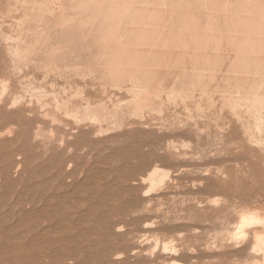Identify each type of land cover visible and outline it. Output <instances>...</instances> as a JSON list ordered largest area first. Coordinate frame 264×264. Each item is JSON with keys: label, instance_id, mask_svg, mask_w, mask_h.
<instances>
[{"label": "rangeland", "instance_id": "obj_1", "mask_svg": "<svg viewBox=\"0 0 264 264\" xmlns=\"http://www.w3.org/2000/svg\"><path fill=\"white\" fill-rule=\"evenodd\" d=\"M26 1L28 2V5L27 3H25V0H23L24 3L22 2V0H19V2L17 0H0V83L3 80L5 81L4 84L1 83L0 85V219H2L3 216L7 214V212H10L11 208L9 204L11 201H13L12 199L14 198V192L25 186V184H14L13 181L6 180L10 175L13 176L12 173L14 172V169H11L8 166L16 162L17 155L19 154H22L23 161H25L26 158H29V160L31 159L30 164L32 166H34L35 164L37 165L40 161L38 159L44 157L42 155L40 144L41 142L46 140L44 138L50 136L49 130L51 128L54 129L55 133L52 139L53 141H56L59 140V138L63 135V127L65 125H75L76 121L74 119L76 118L74 117V113L72 114L74 119L71 118V113L73 112L71 109L70 114H68L69 116L55 111L54 109L53 113H55L57 116H60L63 124L53 125L50 122L49 118L47 119L43 116V112L42 110H40V102H43L44 100H48L49 102H51V96L49 97L48 94L51 95V92L55 91L56 93L61 94L62 92H64L61 88L63 87V89H65L67 87L66 83L69 81H76L80 84V86L74 87L72 89L68 88V95H66L65 93H62L63 95L61 94V96L64 98H70L71 96L75 95L74 93H76V96L74 98H80V92H83L84 86L88 85L90 89L100 92L102 91L101 86L103 84H107L108 92L117 94V88H113L116 85L115 83H117V80L115 78L122 75L121 73L116 74L117 76L113 75V72L115 73V71H117L115 70L117 69L116 64H113L115 69L114 71H112V75H110V70L108 71V69L110 68H107L108 64H104L107 68L106 69L104 68L103 64V66H101V64L98 66L89 64H80L73 66L68 63L63 64L54 61L58 57H60L63 52L67 51V48L65 46V42L67 41L60 37V33L65 24L62 27L58 26L71 21V24L73 26L75 25V27L70 25V23H68V26H71L73 29H78L79 31L80 29L78 27L85 24L82 25V23H80L81 25H79V21L83 19L81 18L83 15H78L77 19L79 21L76 19L79 25L78 26L75 23L76 21L74 20L77 17L76 15L81 11L80 9H84L86 8V6L88 7L91 4H93L91 5V8H93L92 10H94L95 12V0H47V2L45 0H41V2L45 3L46 5L44 8H41L44 4L42 5V3L39 2L40 0H36L37 3H40L37 6L33 5L36 2L35 0ZM97 1L98 0H96V2ZM112 1L113 2H111V4H115L114 0ZM117 1V4H121V2H123V0H121V2L119 0ZM124 1L127 3V6L124 4L125 2L122 3L120 10H124L123 12L118 11L120 12L119 17L116 16L117 21L115 20L116 22H114L116 24L114 26L117 28L114 27L112 29L113 26L111 25V22H113V20H111V22H109L108 20L107 22H109L110 24H106L111 26V28H109L112 29L113 32L115 31V29L118 30L111 34L112 30L109 33V28L106 26V28H108L106 29L108 31L106 33H109V36L105 35V32V34L103 33L105 35L104 37L101 34L102 41H104L103 38L106 40V37H110V39L115 38L116 41L115 39L112 41L116 42L114 43V46L117 47H112L113 42H110L109 44L110 39H107V43L112 47L111 49V47H108L107 43H105L106 41L102 42L100 40L99 36L93 40V44L98 45L99 43V45L101 46H106L104 49L106 50L105 53H110L114 49L118 48V45L116 44L128 45L129 43V46H120L121 49L124 48V50L128 52H123V63H121V66L118 67V70L120 69L119 72L128 73L126 76L135 74L137 66L141 64L142 60L144 63V59L147 62L141 64V68L139 67L141 71L137 70L136 74L140 73L148 77L150 75H154L155 77H152L158 79H163L165 77L176 78L177 76L183 77V75H185L183 77L184 81H182V83H184L185 85L183 84L182 86H179L178 91L176 92L178 94L176 95V93H173L175 94L173 95V97L171 94L164 99L166 101V106L170 109L171 113H174L173 116L168 117L170 123H173V125H178L179 122H185L186 125L190 129H192L190 134H186L183 136H173L168 142L176 146L177 153L180 154L181 157L174 160L171 166H168L162 170V172L165 173L170 172L169 174L171 180L169 179L167 181V184L163 187V189L156 190L155 193L152 192L153 194H151L154 197H158L160 195L166 196L157 203L155 212L157 216L155 228L150 229L151 231L149 233H145L147 234V238L144 241V249L147 251H144L142 254L131 255L129 251L131 242L127 244V247L123 246L122 242L118 240V237H112L110 235L108 236V234L106 233V229L103 226L98 227L97 224L92 222L91 224H87L83 229H92L95 233H97V235L93 234L91 236L92 239L88 242H85L83 240L80 241V245L83 247V249H85L82 251L83 253L77 254L76 260L63 262L62 259H59L60 257L57 254L58 251H52V249H50L38 253V258L41 261V264H111L110 261L114 254L123 255L124 258L122 259V264H173V262H176V260L177 262L174 264H260L263 261L262 256H256V254L251 252V248L255 244L253 236L251 237L250 235V237L245 240V242L243 240H236L234 242V240H232V237L230 236L234 233L235 228L240 223V215L241 213H243V211L259 210L260 214L264 216V0ZM20 2L21 4L25 5H21ZM99 2H101V4ZM99 2L98 3L100 5H106L105 3H107L103 2V0H99ZM108 3L107 4L110 5V2ZM241 3H247L251 5V7L242 9L235 7L236 5ZM123 4L124 6H126L125 8L123 7ZM186 4L187 7L192 8L193 10L191 11L189 8L186 10ZM21 6L22 8H20ZM38 6H41L40 8L43 10H41ZM106 6H103V8ZM37 7L38 9H40V14H42V17L39 14V17L42 18L41 23L39 22L40 18L37 16L39 12L36 15V12L38 10ZM46 8L47 11L45 10ZM51 8H53L54 10L53 13L50 12ZM91 8L88 10H91ZM106 8H108V6ZM28 10L31 13L35 10L34 14L28 12L30 15H32L31 18L27 13ZM91 11L88 14H92L93 12L91 13ZM64 13L65 16L63 17ZM25 14L26 16H24ZM83 14H85L83 16L85 19L87 13ZM55 15H57L58 17H55ZM59 15L63 17L60 18L62 19V23L58 22L60 17ZM34 16H36V18ZM26 17L29 18L26 19ZM53 17L56 18L55 20H57L58 18V20L55 21ZM88 18H90L91 20V16H88ZM28 19H32V22H30ZM51 19L52 21H54L52 22ZM63 20H66L67 22ZM33 21L36 23H34ZM82 21L86 23L85 20H81V22ZM88 21L89 19L87 20V22ZM72 22H74V24ZM90 23L88 22L87 26L85 25V27L89 28V24L92 26V22ZM55 25L58 26L56 27ZM50 27H56L54 28L56 30V33H59V30L57 32V28H60V33H55V35H53L54 37L57 36L60 38L53 37L54 39H51V34H54L55 30ZM45 28L46 32L50 29H53L54 31L50 30L51 34H48L45 32ZM45 33V36H47L48 34V37H51H46L45 39V36H43V34ZM1 34L4 35L2 36ZM38 35H42L40 37V40ZM162 36H165L167 41ZM42 37H44L45 40H43ZM133 37L141 39L148 37V40L143 39V42H139L142 40L140 39L138 41V39L135 40ZM246 37H250L249 41L247 43H240L244 42L243 38ZM130 38H133V41L136 42L130 43L128 41V39ZM152 38L154 39V41L152 40ZM225 38L226 40H224ZM50 39L52 42L55 41L54 44H52L54 46L49 44L52 43ZM55 39L58 40L56 41ZM155 39H158V41ZM41 40L44 41L43 44L41 43ZM60 40L62 41V43ZM137 43H139L138 46L141 43L140 47L138 48L136 47ZM44 44L49 46H44ZM131 44H133L134 46L132 45L133 47H131ZM163 44H165V46ZM197 44L201 45L197 46ZM239 44L254 45L258 47V49H256V54L258 52H261V54H254V47L253 49H245L240 48ZM50 45L51 49L48 53L46 50L47 47L50 48ZM153 45L155 46V48L153 47ZM216 45L218 49L216 48ZM206 46L208 48H206ZM45 47L46 49H43ZM31 49H35L34 51L36 52L33 53V50L30 52ZM37 49L41 52H38ZM118 49L119 51L123 50H121L120 48ZM42 51L44 52L43 54H41ZM116 51L117 50H114L115 54ZM119 51H117V56H115V59L118 56H122V52L121 55H118V53L120 54ZM46 52L48 54H46ZM35 53L38 55H35ZM129 53L131 56L129 55ZM135 53L139 57H134L133 55H135ZM143 53H145L146 55ZM199 53H201V55ZM237 53L238 55H236ZM240 53H244L243 57ZM40 54L41 56H39ZM112 54L111 58H113ZM125 54L129 56L127 57ZM103 57V59L99 60H111L109 56ZM129 57L134 58L129 59ZM216 57L217 59L221 58V60L216 59L219 64L216 60H214V58ZM126 58L130 61L135 59L133 61L134 66H131L132 64H130V66L127 64V67H122L126 65ZM136 58H140V60H138V62H135L137 61ZM205 58L207 60L209 59L210 62L209 60L206 61ZM236 58L238 59V62H236ZM239 58H243V60L245 59L246 62L241 64V62H239ZM96 59L97 57L95 58V60ZM212 59L213 62L211 63ZM117 60L118 62H121V60H119V57L117 58ZM247 60H249V62ZM173 61H175V63ZM204 61L208 62L210 65L208 63H204ZM252 61L254 63L251 66L250 63H252ZM214 63H217V65ZM249 64L250 66L248 67ZM109 65L108 67H110L112 63L110 66ZM147 65L152 67L147 68ZM205 65L206 67H204ZM99 66L101 67L99 68ZM153 66H155L156 68H154ZM164 66H167V69ZM244 66L247 67L244 68ZM214 67H217L215 73L213 72V70H215ZM207 68H210V72H208L209 69ZM190 69H192L193 71ZM247 69L249 72L247 71ZM98 70H100L101 72H99ZM145 72L149 73L145 74ZM211 72H213L214 74ZM238 72L240 73V75H238ZM18 73L20 74L18 75ZM235 73H237V75ZM258 73L263 77L260 78L259 76L261 75H259ZM102 74L103 78L100 76ZM200 74L203 75L200 76ZM45 75L46 78H48L47 81H45ZM58 75L62 76H60L59 78ZM67 75L70 76V80ZM83 75H86L84 79ZM97 75L99 78L97 77ZM109 75L111 77H109ZM209 75H215V78L213 76L211 79ZM29 76L31 77L30 79L33 78L32 81L34 82V84L33 82H29L32 83V87L36 85V89H32V87L30 86L32 91L29 90L30 87L28 86L30 85L28 83ZM79 76L82 77L80 78ZM105 76L107 78L109 77L107 81L105 80ZM205 76L207 77V79ZM42 77H44L45 79ZM94 77L98 78H96L97 81H95ZM208 77L210 80L208 79ZM22 78H24V80ZM101 78L102 80H104L102 81ZM234 78L237 79L236 82ZM41 79H44V81ZM40 80L41 82L39 83ZM108 80H110L111 83H109L110 81ZM197 80H200V85L199 83H196ZM223 80H226L225 83ZM54 81L57 83L56 89L50 87V83ZM112 81H115V83L112 84ZM210 81L212 82L210 83ZM237 82L241 85H239L238 89ZM25 84H28V87H24ZM48 84H50V86ZM3 85L4 87L6 85L5 93L2 89ZM204 85L206 86V88L203 87ZM260 86L263 87L259 89ZM241 87H244V91ZM26 88H29L27 89V91L29 92L26 91ZM235 88L237 90H235ZM33 90L37 91L38 93L33 92ZM76 90H78L79 92ZM182 90L183 92L181 93ZM246 90H248L247 94H251V98L252 95L256 92L260 93V97L255 102H247L245 99L233 100V98H246ZM237 91L240 93V95H238ZM40 92L41 94H45L41 96ZM24 93L25 95H22ZM30 93H32L33 95H31ZM34 93H36V95ZM231 94L233 95V97L230 96ZM34 95L38 97H35ZM203 95L207 97H205V99L203 100L201 110H198L194 103H190L191 112L185 109L184 103L190 102L192 97H195L196 100H200L201 96L203 97ZM20 96L24 98V100L20 98ZM43 96L45 97V99H43ZM238 96H240V98H238ZM168 97H171L172 101L173 99H176L174 100L173 104L172 101L169 100L170 98L168 99L169 102L167 101ZM211 97H213V99L215 100L214 104L208 100V98ZM36 98H39L38 101L36 100ZM123 98L130 100L129 96H123ZM15 100H17V102L19 103L15 104V108H11L10 104ZM157 100L158 98L155 97L154 99L153 97L151 99V102H148V104L151 105H146L148 108L145 107L144 103H142V105L144 106L140 104V106H137V108H140L141 106L142 109L146 108L145 110H143L146 113L151 112L153 109L154 112L152 111L151 114L155 118H160L162 116L166 117L167 113L160 114L159 112H157L161 108V106H158L160 104H158L159 101ZM30 101L31 104L29 103ZM36 101L39 102V104L36 103ZM149 107H151L152 109H149ZM24 108L34 109V117H28V115L26 116V114L22 113V110ZM82 112L83 111L77 113L78 119L85 118V116L88 117V115H84V112ZM87 117L85 120L86 122H89ZM260 121L263 122L261 123ZM259 122L261 123V125L259 124ZM37 126L41 129L42 134L44 133L43 136L45 137H42V141L41 139H34V132L38 128ZM196 128L200 131H197ZM11 130H13L14 133L10 134ZM255 141H258L257 143H259V141L261 142L258 145L257 143H255ZM107 146H109V148H114L116 146H120V143L111 142ZM20 147L23 148L22 152L18 151ZM36 158L38 159L36 160ZM3 160H5V162ZM89 161H91L92 163L95 162L94 164L97 166L96 172H93L94 176L92 178V181L89 183V187L91 186V188L93 189H98L99 192L103 193L105 197L108 196L112 191H115L117 189V187L114 185V182L118 178V176L116 175L102 176V174H100L101 171L110 172V165L115 163L110 150L107 148L103 149L98 147L97 150L92 151V155L89 156ZM78 162L82 164L88 162V160L80 159ZM133 162H136V160H134ZM30 164L28 163L29 166ZM51 171L52 169L49 166L41 165L38 172H28L26 174V178L30 175L33 176V181L31 182L32 184L30 185V187H33V192L35 194L32 193L34 194L32 196H36L40 191L52 188L54 184L51 181ZM178 172L180 173L177 174ZM138 173L142 172H137L138 179H140V175H138ZM144 174L145 173H142V176H144ZM148 187V183H145L142 186L144 191H147ZM6 192L7 201H3L1 199V196L5 195ZM211 199H214L213 202L217 201L215 202L217 204L214 205L215 203L211 202ZM199 202V205L201 207H199L198 218L204 217V230L199 232L198 234H194L191 229L194 228V220L198 218L193 217V210H195L196 207L199 206ZM73 206H77V203L75 201L73 202ZM112 206V203L107 201L102 206V212L107 213L108 210L112 208ZM151 216H153V213H146L145 218H150ZM93 218L94 217H92V219ZM142 218H144V216H142ZM116 221L117 220L115 219V221L113 222ZM141 224L142 223L137 222L125 228L126 230L130 231V238L134 239L137 236L142 235L141 233H139ZM231 224L232 226L230 228H235L229 230L228 226ZM97 227L99 228L98 231L96 230ZM223 227H227L226 229L228 232ZM222 228L224 229V231L222 230ZM100 230L103 235L100 234ZM221 230L227 233L225 234ZM254 231L256 233H264V226H257L254 228ZM53 235L55 237H59V235L57 234ZM154 239L155 241L157 240V242H151V240ZM229 239L231 241L228 242ZM149 241L151 244L149 243ZM158 241L159 245H156ZM206 242L207 244H205ZM152 243L155 244L154 247L156 249L153 248ZM163 243H169V245L172 246H170V252H163V245L161 248V244ZM150 245H152V247ZM149 246L151 249L149 248ZM199 246H201V248ZM160 248L162 249V251H160ZM50 252H52V256L50 255ZM150 252H152V255L150 254ZM34 253L35 252H33L32 254ZM145 254H147V256L149 257H145Z\"/></svg>", "mask_w": 264, "mask_h": 264}, {"label": "bare ground", "instance_id": "obj_2", "mask_svg": "<svg viewBox=\"0 0 264 264\" xmlns=\"http://www.w3.org/2000/svg\"><path fill=\"white\" fill-rule=\"evenodd\" d=\"M17 1L19 2V0H17ZM42 1H44V0H42ZM45 1L47 2V0H45ZM81 1H83V0H81ZM119 1L121 2V0H119ZM22 2H23V0H22ZM39 2H41V0ZM39 2L37 3V1H36L33 5L37 6L40 4ZM98 2H99V0L97 2L95 0V5H94L96 8L95 12H94V10H92L93 8H91V5H93V4H91L88 7L86 6L87 9L86 8L80 9L81 11L78 12V14L76 15L77 17L74 19L76 21L75 23L78 25V23H77L78 15L84 16L85 14H83V13H87L85 19L83 16L81 17V18H83L81 20H85L86 23H84L83 21L81 22V20L80 21L78 20L79 25H81L80 23H82V25L85 24L87 26L88 22L89 23L92 22V26L90 25L91 23L88 25V26H90L89 28L85 27V25H83V26L78 25L79 26L78 28L80 30L82 29V27L85 30L82 29L81 31L80 30L78 31V29H75V28L73 29L71 26L69 27L68 23H70V25H72L71 21L67 22L66 20H63V21H66L67 23H63L62 25L60 24L61 26H58L59 24L55 22L56 24H58L57 25L58 27H62L65 24L62 31L60 30V28H57V32H58V30H59V33L61 31L60 37L67 41V42L64 41L66 44L65 46L67 48V51L63 52L60 55V57H58L54 61L57 63H63V64L68 63V64L73 65V66L74 65H80V64H83V65L89 64V65H95V66L96 65L98 66L100 64H101V66H103L104 64L105 65L106 64L111 65V63H112V65L116 64L117 69H115L114 65L113 66L109 65L110 67H108V65H107V68H110V69H108V71L110 70L109 71L110 75H112L111 73H112V71H114V69L117 71H115V73L113 72V75L117 76L116 74H119V73L122 74L121 76H118L115 78L117 80V83H115V81H112V84H114V83L116 84L113 88H115V89L117 88L116 89L117 94L109 93L108 88H107V84H103L101 86L102 91H100V92L97 90L95 91L93 89H90V87L88 85V86H84L83 92H80V94H81L80 98H78V99H76L77 97L74 98L76 96V93H74L75 95L71 96L72 98L71 97L70 98H67V97L64 98L61 96V94L65 93L66 95H68L69 94L68 88L72 89L74 87L80 86V84L77 83L76 81H71V82L69 81L66 83L67 87L65 89H63V87L61 88L64 91L61 94L56 93V91L51 92V95L48 94L49 97L51 96L50 97L51 102H49L48 100H44L43 102H40V104H41L40 110H42L43 116L46 117L47 119L49 118L50 122L53 125L54 124H59V125L63 124V121L61 120L60 116H57L55 113H53L54 109H55V111L61 112V113L66 114V115L70 114V109H71L73 111L71 113V118L74 119V117H75L76 119H74V120L76 122H75L74 126L65 125L63 127V135L59 138V140H56V141H53V139H52L54 137V133H55L54 129L51 128L49 130L50 136L47 138H44L46 140H44L40 144L42 155L44 157L40 158V159L36 158V160L37 159L40 160L37 165L35 164L34 166H32L30 164L31 159L29 160V158H26L25 161H23L22 154H19V155H17L16 162L12 163L10 166H8L11 169H14V172L12 173L13 176L10 175L9 178H7V179L5 178V179L13 181L14 184H25V186H23L22 188H20L14 192V194H13L14 198L12 199L13 201H11L9 204V206L11 208L10 212H7V214H5L2 219H0V264H41V261L38 258V253L41 251H44V250L46 251V250H50V249H52V251H58L57 254L60 257L59 259H62L63 262L76 260L77 254L83 253L82 251L85 249V248L83 249V247L80 245V241L83 240L85 242H88L92 239L91 236L93 234L97 235V233H95L92 229H87V230L83 229L87 224H91L92 222L97 224L98 227L103 226L106 229V233L108 234V236L110 235L112 237H114V236L118 237V240L122 242L123 246L127 247L128 246L127 244L129 242H131L130 243L131 245L129 247L130 248L129 251H130L131 255L142 254L144 251H147L144 249V241L147 238V234H145V233H149L151 231L150 229L155 228L156 219H157V216L155 214L156 208H157V203L160 202L162 200V198L166 196V195H162V196L160 195L158 197H156V196L154 197L151 194L155 193L156 190L163 189V187L167 184V181L170 179V174H169L170 172L165 173V172H162V170L168 166H171L172 162L174 160L181 157V155L177 153L176 146L174 144L168 143V142H169L170 138L173 136H183L186 134H190L191 129H192V128L190 129L186 125L185 122H184L185 124L179 122L178 125H175V124L173 125V123H170V120H168V117L173 116L174 113H171L170 109L166 106V101L164 99L165 97L170 96L171 94H172V97H173V95H175L173 93H176L178 91L179 86H182L184 84V83H182V81H184L183 77L185 75H183V77L177 76L176 78L165 77L163 79H158V78H154L155 77L154 75H152L154 77H152L151 75L148 77V76L140 74V73L136 74L137 70L141 71V69H139V67L141 68V64L143 63V60L141 61L140 65L137 66L136 65L137 63L135 64L137 66L136 73L134 72L135 74L126 76L128 73L119 72L120 69L118 70V67L121 66V63H123L122 62V59H123L122 57L124 55L123 52L126 51V50H124V48H122L123 49L122 50L120 46L125 47L124 45H127V44H123V45L116 44V45H118V48H120L122 51H119L118 48L114 49V50H117L120 52V54L118 53V55H121L123 53L121 57L118 56L119 60H121V62L120 61L118 62V60H117L118 57H116V59H115V56H117V51H116V54H115L114 50L112 52L109 51L110 53H105L106 50H104V49L106 46H104V45L101 46V45H99V43H98V45L97 44L94 45L93 40L96 39L98 36L100 37V40H101L102 39L101 34L103 37L105 35L109 36L110 31L115 27L114 25H116L114 23L117 21L116 16L119 17L120 12H118V11L123 12V10H124V9L123 10H120V9H121L122 3L125 1L123 0V2H121V4L120 3L117 4L118 1L114 0L115 4H113V3L111 4V2H113L112 0L111 1L110 0H107V1L103 0V2H107V3L110 2V5H108L109 3L108 4L105 3L108 6V8H106L107 7L106 5H100L102 1L99 2L100 4ZM25 3H27V5H28V2L26 0H25ZM41 3H42V5L43 4L44 5H43V7H41L42 5L40 7L44 8L46 6L45 3H43V2H41ZM20 4H21V2H20ZM124 4L126 5L127 3L125 2ZM124 4H123V7L125 8L127 5L124 6ZM21 5H25V4H21ZM29 5H31V4H29ZM103 6H106V7L103 8ZM38 7H37V9H38ZM235 7L242 9V8H250L251 5H249L247 3L246 4L241 3V4L236 5ZM20 8H22V6ZM90 8L92 11L88 10ZM118 8H119V10H118ZM188 8L189 7H187V4H186V10ZM40 9L37 10L36 15L40 11ZM189 9L191 11L193 10L192 8H189ZM10 10H12V9H10ZM41 10H43V9H41ZM45 10L47 11V8ZM18 11H19V9H18ZM34 11H32L33 14H34ZM90 11H91V13L92 12L93 13L88 14V13H90ZM28 12H30V11L28 10L27 13ZM50 12H52V13L54 12L53 8H51ZM79 13H81V14H79ZM26 14L24 16H26ZM39 14H40V12L38 13L37 16L39 17L41 15V17H42V14H40V15ZM28 15H30V14L28 13ZM31 16L32 15H30L29 17L31 18ZM56 16L57 15H55V17ZM64 16H65V13H64L63 17ZM80 16H79V19H80ZM88 16H91V20H90V18H88ZM29 17H26V19ZM34 17L36 18V16H34ZM41 17H39L40 21L38 20L39 18L37 19L40 23L42 21ZM63 17L60 16L59 20L57 18L58 22L62 23L61 22L62 19H60V18H63ZM103 18H105V19H103ZM55 19L56 18H54V20ZM88 19H89V21L87 22ZM57 20H55V21H57ZM108 20H109V22H111V20H113V22H111L112 23L111 25L113 26L112 29H110L111 28L110 25H106L109 23V22H107ZM29 21L32 22V19ZM51 21H52V19H51ZM36 22H34V23H36ZM49 23H48V25H49ZM72 23L74 24V22H72ZM66 24H67V26H66ZM106 26L108 28L110 27L109 28L110 30L108 28H106ZM56 27H50V28L54 29ZM73 27H75V25ZM76 28H77V26H76ZM115 28H117V27H115ZM53 29L52 30L50 29V30L54 31L55 29L54 30ZM106 29H108L109 33H106V32H108ZM50 30H48L46 32V28H45V32L48 34H51ZM117 30L115 29V31H117ZM41 32H43V31H41ZM114 32L112 30L111 34H113ZM46 33L43 34V36H45ZM55 33H56V30H55L54 34H51L52 35V37L50 36L51 39L54 37L53 35H55ZM59 33H56V34H59ZM48 34H47V36H45V39H46V37L50 38V37H48ZM41 36L42 35H40V36L38 35L39 40H40ZM56 37H54V38H56ZM60 37H57V38H60ZM162 37L165 38V36H162ZM133 38L128 39V41L130 43L136 42V41H133ZM249 38L250 37L243 38L244 40L243 39L242 40L244 42H240V43H247L249 41ZM42 39L45 40L44 37H42ZM51 39H50V41H51ZM107 39H110V37H108V38L106 37V40L103 38L104 41H102V40L101 41L102 42L106 41L105 43H107ZM114 39L111 38L109 41V44H110V42H113L112 40H114ZM134 39L135 40L138 39V41H139L141 38H134ZM143 39L148 40V37L142 38L141 39L142 41H139V42H143ZM43 40H41L42 44L44 42ZM150 40H151V38H150ZM152 40L154 41L153 38H152ZM155 40L158 41V39H155ZM165 40L167 41L166 38H165ZM224 40H226V38ZM7 41H9V40H7ZM22 41H23V39H22ZM115 41H116V39H115ZM18 42H19V39H18ZM54 42L49 43V44L52 45V44H54ZM61 43H62V41H61ZM95 43H97V42H95ZM114 43H116V42L112 43L113 44L112 47H117V46H114ZM31 44H34V43H31ZM109 44L107 43L108 47L110 46ZM138 44L139 43L136 44L137 48L140 47L141 43L139 46H138ZM45 45L46 44H44V46ZM51 45H50V48L47 47L46 51L48 53L51 49ZM132 45L133 44H131L130 46L133 47L134 45L133 46ZM163 45L165 46V44H163ZM198 45H201V44H197V46ZM46 46H49V45H46ZM52 46H54V45H52ZM127 46H129V43ZM237 46H236V48H237ZM112 47H111V49H112ZM153 47L155 48L154 45H153ZM153 47H151V48H153ZM199 47H201V46H199ZM239 47L245 48V49L246 48L247 49H253V47H254L255 48L254 54H256V52H257L256 49H258V47L254 46V45H246V44H239ZM204 48H202V49H204ZM206 48H208V47L206 46ZM216 48L218 49L217 45H216ZM38 49H37V51H38ZM43 49H46V47ZM175 49H177V48H175ZM32 50L33 49H31L30 52ZM34 50L32 51L33 53L36 52ZM195 50H196V48H195ZM197 51H198V49H197ZM30 52H28V53H30ZM47 52H46V54H48ZM126 52H128V51H126ZM149 52H151V51H149ZM43 53L44 52L42 51L41 54H43ZM130 53H129V55H130ZM136 53H135L136 56L133 54L132 55L134 57H139V56H137ZM258 53L256 55L261 54V52L259 54ZM41 54L39 56H41ZM111 54H112L113 58H111ZM143 54H145V53H143ZM199 54L201 55V53H199ZM35 55H38V54L35 53ZM236 55H238V53ZM241 55L243 57L244 53H242ZM245 55H251V54H245ZM103 56H109L111 60H109V59H107L105 61L99 60V59H103L104 58ZM96 57L98 60L97 59L95 60ZM98 57H100V58H98ZM134 57H129V59L130 58L132 59ZM203 57H204V55H203ZM217 57L214 58V60H216ZM206 58H207V56H206ZM206 58H205L206 61H208L210 59V57L208 60ZM129 59L126 60L127 61L126 65H124L122 67H125V66L127 67V64L129 66H130V64H132L131 66H134L133 61L135 59L132 61H130ZM136 59H137V61H135V62H138V60H140V58H136ZM219 59L221 60V58H219ZM219 59H217V60H219ZM148 60H149V58H148ZM206 61H204V63H208ZM247 61L249 62V60H247ZM250 61H251V59H250ZM145 62H147V61H145V59H144V63ZM173 62L175 63V61H173ZM209 62H210V60H209ZM212 62H213V59H212L211 63ZM222 62H223V60H222ZM236 62H238V59L236 60ZM239 62H241V64H243L246 61H245V59L243 60V58H239ZM204 63H203V65H204ZM217 63H218V61H217ZM217 63H214V64L217 65ZM253 63H254L253 61H252V63H250L251 66ZM250 64L248 65V67L250 66ZM89 65H87V66H89ZM105 65H104V68H106ZM157 65H158V62H157ZM166 65H167V63H166ZM101 66H99V68ZM189 66H190V64H189ZM146 67L151 68L152 66L147 65ZM153 67L156 68L155 66H153ZM164 67H166V69H167V66H164ZM204 67H206V65ZM246 67L244 66V68H246ZM132 68H134V67H132ZM216 68L214 67V69H215V70H213L214 73L216 72ZM207 69H209L208 72H210V68H207ZM250 69H252V68H250ZM94 70H95V68H94ZM190 70H192V69H190ZM98 71L101 72L100 70H98ZM197 71H196V73H197ZM218 71H220V70H218ZM247 71H248V69H247ZM96 72H97V70H96ZM146 72H145V74L149 73V72L148 73H146ZM213 72H211V73H213ZM259 72H260V70H259ZM19 74L20 73H18V75ZM150 74H151V71H150ZM165 74H167V73H165ZM235 74L237 75V73H235ZM110 75H109V77H111ZM201 75H203V74H200V76ZM215 75H212V76L209 75V76L212 79L213 76L215 78ZM238 75H240L239 72H238ZM248 75H249V73H248ZM259 75H261V74H259ZM60 76H62V75H58L59 78H60ZM85 76L83 75V79L85 78ZM100 76L103 78V74ZM106 76H108V75H106ZM106 76H105V78H106L105 80L107 81V79L109 77L107 78ZM71 77H74V76H71ZM87 77H88V75H87ZM97 77H98V75H97ZM97 77H94L95 81H97V79L99 78V77L98 78ZM112 77H114V76H112ZM198 77H199V75H198ZM259 77L261 78L263 76L261 75ZM30 78L31 77L29 76V80H31V81L28 80V83L33 82L32 81L33 78L32 79H30ZM42 78H44V77H42ZM45 78H46V75H45ZM68 78L70 80V76H68ZM102 78H101V80H102ZM221 78H220V80H221ZM22 79L24 80V78H22ZM44 79H41V80L44 81ZM206 79H207V77H206ZM208 79H209V77H208ZM41 80L39 81V83L41 82ZM47 80H48V78L45 79V81H47ZM202 80H203V77H202ZM236 80L237 79H235V82H236ZM99 81H100V79H99ZM108 81H110V80H108ZM197 81H196V83L198 84L200 80L198 82ZM225 81H224V83H225ZM4 82H5L4 80L1 81L2 84H4ZM189 82H191V81H189ZM211 82L212 81H210V83ZM238 82H237V84H238ZM1 83H0V85H1ZM109 83H111V81ZM200 83H199V85H200ZM29 84L30 85H28V84L27 85L29 87L30 86L32 87V83H29ZM33 84H34V82H33ZM50 84H51V86H50ZM50 84H48V85L51 88L56 89L57 83L55 81L50 83ZM27 85L25 84L24 87ZM190 85H192V84H190ZM239 85L240 84H238V86L236 85L237 89H238ZM35 86L32 87V89L33 88L36 89ZM3 87H4V85H3ZM3 87H2V89L4 90L3 92L5 93L6 85L4 88ZM31 87H30V89L26 88V91H27V89L32 91ZM203 87L206 88L205 85ZM234 87H235V85H234ZM262 87L260 86L259 89H261ZM110 88H112V87H110ZM82 89H81V91H82ZM237 89L235 88V90H237ZM243 89H244V87L242 88V90ZM78 90H76V91H78ZM26 91H25V93H26ZM204 91H205V89H204ZM250 91H251V89H250ZM253 91H252V94H253ZM27 92H29V91H27ZM33 92L38 93L37 91H34V90H33ZM182 92H183V90L181 91V93ZM184 92H186V91H184ZM25 93L22 95H25ZM36 93H34V94L36 95ZM237 93H238V95H240V93L238 91H237ZM247 93H248V90L245 91V97L246 98H240V96H238V98H240V99L233 98V100L245 99L247 102H250V101L255 102L260 97L259 92L254 93L253 94L254 96L252 95V98H251V94H247ZM30 94L33 95L32 93H30ZM40 94H41V92H40ZM40 94H39V96H40ZM44 94L42 93L41 96ZM177 94L178 93H176V95ZM223 94H224V92H223ZM181 95H183V94H181ZM123 96H129L130 100L124 99ZM230 96L233 97L232 94ZM16 97H18V96H16ZM28 97H30V96H28ZM35 97H38V96H35ZM45 97H46V95H45ZM45 97L43 99H45ZM153 97H154V99H155V97L158 98L157 101H159L158 104H160L158 106H161V108L157 112H159L160 114H163V113L166 114L167 113L166 117L165 116H162L160 118L153 117L151 114L153 109L151 107H149V109H152V111L150 110L151 112L146 113L143 111L146 108L142 109V106H144V105H142V103H144L145 107H147L149 105L148 102H151V99ZM203 97L201 96L200 100H196L195 97H192L190 102L184 103L185 109L187 111L191 112L190 103L191 104L194 103L196 105V107L198 108V110H201L203 100L207 96L203 95ZM20 98H22V97L20 96ZM22 99L24 100V98H22ZM38 99L36 98L37 101H38ZM168 99L170 101H172L171 97H168L167 101H168ZM174 100H176V99H173L172 104H173ZM208 100L213 104L215 102L213 97L208 98ZM37 101H36V103L39 104V102H37ZM228 101H230V100H228ZM146 102H147V104H146ZM18 103L19 102H17V100H15L13 103H11L12 105L10 104L11 108H13L15 106V104H18ZM29 103L31 104V101ZM140 104L142 106L140 108H137V106L139 107ZM53 105H55V106H53ZM49 107H50V109H49ZM156 107H157V105H156ZM196 107H195V109H196ZM11 108H8V109H11ZM80 111H83L84 115H88L89 118L87 116H85V118L78 119L77 113ZM22 113L26 114V116L28 115V117H34V115H35L34 109L24 108L22 110ZM73 113L75 114L74 117L72 116ZM68 116H66V117H68ZM86 117H87L89 122H86V120H85ZM258 120H262V119H258ZM173 122H174V120H173ZM260 122H259V124L261 125V123L263 121L261 123ZM197 128H196V130L200 131ZM258 128H260V127H258ZM258 128H257V130H258ZM261 129H262V127H261ZM12 133H14L13 130L10 131V134H12ZM195 133H197V132H195ZM43 134H42L41 129L38 127L36 129V131L34 132V139H36V140L41 139V141H42V137H45V136H43ZM46 134H48V133H46ZM19 142H20V140H19ZM111 142L120 143V146H116L114 148H109V146H107V145ZM257 142L255 141V143H257ZM260 142L261 141H259V143ZM259 143H257V144L259 145ZM98 147L103 148V149H106V148L109 149L111 152V155L113 156V160L115 162V163L110 165L111 166L110 172H102L101 171L102 169H101L100 174H102V176H111V175L118 176V178L114 182V185L117 187V189L115 191H112L106 197L103 195V193L99 192L98 189H93V188H91V186L89 187V185H90L89 183L92 181V178L94 176L93 172H96V167H97L94 164L95 162L92 163L91 161H89V156L92 155V151L97 150ZM22 149L23 148L20 147L18 151L22 152ZM67 155H68V157H67ZM80 159L88 160V162L81 164L78 162ZM134 160H136V162H133ZM3 161L5 162V160H3ZM28 163L30 164V166L28 165ZM41 165L49 166L52 169L51 181L53 182L54 185L52 186V188H50L48 190L40 191L37 193L36 196H32L35 194L33 192V187H30V185L32 184L31 182L33 181V178H32L33 176L30 175L26 178V176H27L26 174L28 172H35V173L38 172L40 170ZM145 171H147V172H145ZM137 172H142V173H145L146 175L144 174V176H142V173H138V175H140V179H138ZM179 173L180 172H178L177 174H179ZM194 174H196V173H194ZM6 180H5V182H6ZM145 183L149 184L147 191L146 190L144 191L142 188V186ZM32 193H34V194H32ZM1 199L3 201H5V200L7 201V192L5 195L1 196ZM213 200L211 199V202H213ZM74 201L77 203V206H73ZM96 201H97V203H96ZM107 201L111 202L113 206L111 209L108 210L107 213L106 212L103 213L102 212V206ZM215 202H217V201H215ZM215 202H213V203H215ZM199 204H200V202L198 203V205ZM216 204L217 203H215L214 205H216ZM199 207H201V206L199 205L196 207L195 210H193V217L194 218H196V217L198 218V216H199ZM146 213H153V216H151L150 218H145ZM142 216H144V218H142ZM92 217H94V218L92 219ZM115 219L117 221L113 222V221H115ZM204 221H205L204 217H201V218L194 220L195 225H193L194 228L191 229V231L194 232V234H198L199 232L203 231L204 230V225H203ZM239 221H240V223L238 224V226L236 228L232 227V228H235V230L233 229L234 233L232 231L233 234L230 236L229 234H231V233H229L228 235L230 237H232V240H234V242L236 240H243L245 242V240H247L250 237V235H251V237L253 236L255 244L253 247L251 246L252 247L251 252L256 254V256H262L263 261L260 264H264V233H256L254 231L255 227H257V226L263 227L264 226V216H262L260 214L259 210H248V211H243V213H241ZM137 222L142 223L140 230H139V233H141L142 235H139L136 238L132 239L129 237L130 231L126 230L125 228L130 226V225H133V223H137ZM231 226H232V224L228 226L229 230L232 229V228H230ZM98 227L96 228L97 231L99 230ZM223 228H225V230L227 231V229H226L227 227H223ZM223 228H222V230L224 231ZM223 233H225V232H223ZM53 234H57V235H59V237H55ZM100 234H102L101 230H100ZM221 236H223V235H221ZM209 238H210V236H209ZM213 238H212V240H213ZM157 240L155 241V239H154V240H151V242L152 241L157 242ZM229 241H231V240L229 239L228 242ZM220 242H222V241H220ZM149 243H150V241H149ZM205 244H207V242ZM212 244H214V243H212ZM154 245L155 244H153V248H155ZM156 245H159V241H158V243H156ZM162 245H163V252L164 253L170 252L169 250H170L171 245H169V243L161 244V248H162ZM150 246L152 247V245H150ZM150 246H149V248H150ZM199 247L201 248V246H199ZM214 247H215V245H214ZM155 251H157V250H155ZM160 251H162V249ZM33 252H35L37 254H35V253L32 254ZM171 252H172V250H171ZM234 252H236V251H234ZM51 253L52 252H50V255L52 256ZM151 253L152 252H150V254ZM236 254H238V253H236ZM249 254H250V251H249ZM144 256L149 257V256H147V254H145ZM123 258L124 257L121 254H114L112 256L110 263L111 264H122ZM40 259H41V257H40ZM49 259H51V258H49ZM198 259H199V257H198ZM176 262H177V260H176ZM176 262H173V264ZM100 264H102V263H100Z\"/></svg>", "mask_w": 264, "mask_h": 264}]
</instances>
